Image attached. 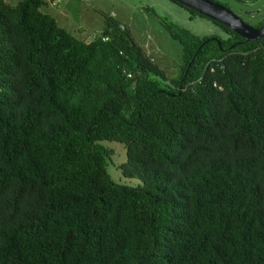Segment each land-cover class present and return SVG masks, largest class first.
Masks as SVG:
<instances>
[{
    "label": "trees",
    "instance_id": "trees-1",
    "mask_svg": "<svg viewBox=\"0 0 264 264\" xmlns=\"http://www.w3.org/2000/svg\"><path fill=\"white\" fill-rule=\"evenodd\" d=\"M47 7L0 0V264H264V38L181 6L226 38L163 23L171 79L128 26L87 44Z\"/></svg>",
    "mask_w": 264,
    "mask_h": 264
},
{
    "label": "rangeland",
    "instance_id": "rangeland-1",
    "mask_svg": "<svg viewBox=\"0 0 264 264\" xmlns=\"http://www.w3.org/2000/svg\"><path fill=\"white\" fill-rule=\"evenodd\" d=\"M22 0H6L12 6ZM81 12L76 14L73 9L63 7L66 18H57L60 10L51 8L43 10L56 19L59 27L78 38L93 36L100 37L102 18H112L132 31L137 42L144 50L157 61L168 73L171 79L180 74L181 47L171 41L168 32L162 27L163 23L178 25L180 28L198 37L226 38L221 29L211 21L201 17L191 19L190 13L171 0H80ZM230 9L250 26L264 18V0H214ZM67 8V9H66ZM253 14V15H249ZM164 25V24H163ZM87 38V39H88ZM108 148L115 152L114 159L108 163L107 172L117 184L136 187L140 181L127 179L122 171L118 170L121 164L126 163V151L117 143H106Z\"/></svg>",
    "mask_w": 264,
    "mask_h": 264
},
{
    "label": "water",
    "instance_id": "water-1",
    "mask_svg": "<svg viewBox=\"0 0 264 264\" xmlns=\"http://www.w3.org/2000/svg\"><path fill=\"white\" fill-rule=\"evenodd\" d=\"M199 15L215 21L243 38L247 43L256 42L264 38V18L260 28L248 25L242 17L231 9L211 0H171ZM253 15V14H249Z\"/></svg>",
    "mask_w": 264,
    "mask_h": 264
},
{
    "label": "crops",
    "instance_id": "crops-1",
    "mask_svg": "<svg viewBox=\"0 0 264 264\" xmlns=\"http://www.w3.org/2000/svg\"><path fill=\"white\" fill-rule=\"evenodd\" d=\"M48 3V7L45 10L51 11V8L53 9H57L58 11L60 10L59 14L57 15V18H62V20H64L66 18L65 13L63 11V7H68L71 11L72 9L70 8V5H77L79 6V8L73 9V12H75L76 14H80L81 12V1L80 0H44ZM67 9V8H66ZM102 20V30H101V34L103 33L104 29H105V19H101ZM84 38V37H83Z\"/></svg>",
    "mask_w": 264,
    "mask_h": 264
},
{
    "label": "built area",
    "instance_id": "built-area-1",
    "mask_svg": "<svg viewBox=\"0 0 264 264\" xmlns=\"http://www.w3.org/2000/svg\"><path fill=\"white\" fill-rule=\"evenodd\" d=\"M94 39H95V38H88V39L86 40V43H87V44H91L92 41H93ZM103 40H104V41H107L108 39H107V38H104Z\"/></svg>",
    "mask_w": 264,
    "mask_h": 264
},
{
    "label": "flooded vegetation",
    "instance_id": "flooded-vegetation-1",
    "mask_svg": "<svg viewBox=\"0 0 264 264\" xmlns=\"http://www.w3.org/2000/svg\"><path fill=\"white\" fill-rule=\"evenodd\" d=\"M254 27V26H253ZM255 28V27H254Z\"/></svg>",
    "mask_w": 264,
    "mask_h": 264
}]
</instances>
